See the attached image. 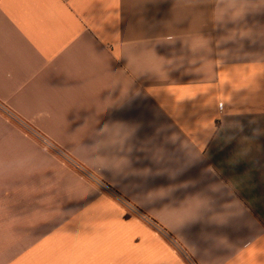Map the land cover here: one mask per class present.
<instances>
[{"label":"crops","instance_id":"obj_1","mask_svg":"<svg viewBox=\"0 0 264 264\" xmlns=\"http://www.w3.org/2000/svg\"><path fill=\"white\" fill-rule=\"evenodd\" d=\"M0 264H264V0H0Z\"/></svg>","mask_w":264,"mask_h":264},{"label":"clouds","instance_id":"obj_2","mask_svg":"<svg viewBox=\"0 0 264 264\" xmlns=\"http://www.w3.org/2000/svg\"><path fill=\"white\" fill-rule=\"evenodd\" d=\"M237 15H239V13H237ZM241 35L244 36V35H247V33L242 32ZM204 43H206V41H204L203 39H199V40H197V41L194 43L193 47L201 46V45H203Z\"/></svg>","mask_w":264,"mask_h":264}]
</instances>
